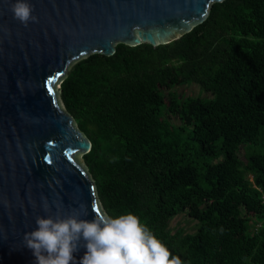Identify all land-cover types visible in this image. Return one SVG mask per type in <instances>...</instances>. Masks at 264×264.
Wrapping results in <instances>:
<instances>
[{"label": "trees", "instance_id": "trees-1", "mask_svg": "<svg viewBox=\"0 0 264 264\" xmlns=\"http://www.w3.org/2000/svg\"><path fill=\"white\" fill-rule=\"evenodd\" d=\"M73 66L58 97L92 145L103 215L135 214L181 264H264V0L214 3L173 42Z\"/></svg>", "mask_w": 264, "mask_h": 264}, {"label": "water", "instance_id": "water-1", "mask_svg": "<svg viewBox=\"0 0 264 264\" xmlns=\"http://www.w3.org/2000/svg\"><path fill=\"white\" fill-rule=\"evenodd\" d=\"M223 1L27 0L36 20L25 26L15 0H0V264H34L24 237L37 216L103 215L81 159L92 145L58 97L73 65L122 43L173 42Z\"/></svg>", "mask_w": 264, "mask_h": 264}, {"label": "clouds", "instance_id": "clouds-1", "mask_svg": "<svg viewBox=\"0 0 264 264\" xmlns=\"http://www.w3.org/2000/svg\"><path fill=\"white\" fill-rule=\"evenodd\" d=\"M13 18L25 26L35 21L27 0L10 5ZM60 86V85H59ZM59 90V89H58ZM45 213L51 210L43 205ZM36 228L25 234L34 264H74V254L84 248L79 264H181L135 214L96 215L88 220L78 212L35 218Z\"/></svg>", "mask_w": 264, "mask_h": 264}, {"label": "rangeland", "instance_id": "rangeland-1", "mask_svg": "<svg viewBox=\"0 0 264 264\" xmlns=\"http://www.w3.org/2000/svg\"><path fill=\"white\" fill-rule=\"evenodd\" d=\"M199 87L198 86H189L188 88H182L180 90V94H183L187 92L188 94H198L199 92ZM240 157L242 158V151L239 152ZM82 159V156H81ZM83 162V161H82ZM250 178V177H249ZM170 226L173 228H178L183 230L184 232L190 233L194 231V224L188 221L186 217L184 216H179L175 218L174 220L171 221Z\"/></svg>", "mask_w": 264, "mask_h": 264}]
</instances>
